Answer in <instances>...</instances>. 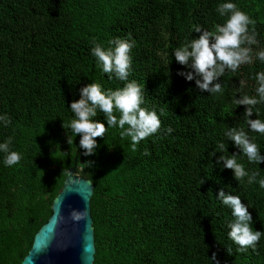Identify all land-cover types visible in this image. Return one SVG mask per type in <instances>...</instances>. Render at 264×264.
Wrapping results in <instances>:
<instances>
[{"label":"trees","instance_id":"obj_1","mask_svg":"<svg viewBox=\"0 0 264 264\" xmlns=\"http://www.w3.org/2000/svg\"><path fill=\"white\" fill-rule=\"evenodd\" d=\"M221 2L0 0V113L9 117L7 127L0 126V142L11 137V150L21 154L12 167L0 154V264L21 263L71 167L94 184V264H210L213 252L219 264H264V189L247 178L235 181L230 169L221 171L209 157L216 142L226 140L227 126L248 132L244 106L231 101L255 95L254 75L264 63L253 59L235 72L225 70L223 93L208 94L176 74L184 69L171 55L198 37L189 33L192 25L211 31L226 19L215 11ZM232 2L254 21V55L264 47V0ZM128 36L135 41L128 79L143 87L144 107L163 113L161 129L173 131H158L133 148L119 129L108 128L94 138L95 155L85 157L79 134L73 137L67 127L69 102L92 81L102 89L124 83L109 80L97 66L90 39L109 47L115 37ZM255 108L258 116L249 119L264 121V103ZM93 119L104 122L101 113ZM248 134L264 154V134ZM226 145L229 154H239L231 141ZM237 161L257 171L246 157ZM257 167V179L264 178V162ZM221 187L249 205L253 230L262 232L254 249L237 251L228 239L231 210L215 200Z\"/></svg>","mask_w":264,"mask_h":264},{"label":"clouds","instance_id":"obj_2","mask_svg":"<svg viewBox=\"0 0 264 264\" xmlns=\"http://www.w3.org/2000/svg\"><path fill=\"white\" fill-rule=\"evenodd\" d=\"M215 11L226 19L222 23L215 24L211 31L203 29L199 24L192 25L189 33H199L198 37L188 38L171 53L175 61L184 69L178 70L176 74L185 81H193L200 92L208 94L223 93L219 78L224 75L225 70L235 72L241 65L253 63V59L264 63V47H260L253 55L252 46H259L255 28L249 30V25H254V21L238 9L232 0H223L216 6ZM108 43L109 47H104L97 42L96 37H92L90 55L95 58L97 66L109 80L114 77L124 82L123 85L115 89H102V86L95 81L87 83L78 89L79 98L70 101L67 108L72 114L67 127L73 137L79 134L78 146L85 157L95 155L98 145L94 138L104 137L108 128L119 129L120 137L130 138L133 148L158 131L162 130L164 134L173 131L170 126L161 129L159 115L163 113L158 115L155 109L144 107L143 87L137 81L128 79L131 67L129 53L135 47V41L128 36L115 37ZM254 80L255 95L243 94L238 98L234 95L231 102L235 107L244 106L242 115L248 132L264 134V121L258 118L249 119L253 114L258 116L259 109L255 106L264 103V71H257ZM240 84L242 87L243 82L241 81ZM114 110L119 114L118 116L114 114ZM98 113L103 115L104 122L93 119ZM8 124V115L0 113V126L7 127ZM248 132L240 127L227 126L223 132L226 140L217 141L209 157L215 156L216 165L221 171L230 169L235 181L247 178L248 184L257 183L261 189H264V178L257 179L260 172L257 165L264 162V154L260 152ZM11 141L12 138L7 137L0 142V154L3 156L2 163L5 167L17 165L21 160V154L11 150ZM226 141H231L239 154L235 151L229 154L226 150ZM217 153L219 155H216ZM143 154L147 156L148 150L145 149ZM238 155L246 157L249 163H254L257 171L246 170L244 165L237 161ZM201 183H203L202 179ZM230 193L221 187L217 189L215 195V200L220 205L231 210L232 219L227 223V237L238 245L237 251L254 249L262 232L253 230L252 216L248 211L249 205L242 203L238 194ZM208 259L210 264H219L215 252Z\"/></svg>","mask_w":264,"mask_h":264},{"label":"water","instance_id":"obj_3","mask_svg":"<svg viewBox=\"0 0 264 264\" xmlns=\"http://www.w3.org/2000/svg\"><path fill=\"white\" fill-rule=\"evenodd\" d=\"M94 184L67 170L51 214L34 234L20 264H94V228L90 198Z\"/></svg>","mask_w":264,"mask_h":264}]
</instances>
